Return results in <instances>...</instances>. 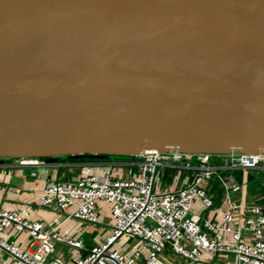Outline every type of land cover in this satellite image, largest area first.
<instances>
[{
    "label": "water",
    "instance_id": "water-1",
    "mask_svg": "<svg viewBox=\"0 0 264 264\" xmlns=\"http://www.w3.org/2000/svg\"><path fill=\"white\" fill-rule=\"evenodd\" d=\"M264 153V0H0V163Z\"/></svg>",
    "mask_w": 264,
    "mask_h": 264
},
{
    "label": "built area",
    "instance_id": "built-area-1",
    "mask_svg": "<svg viewBox=\"0 0 264 264\" xmlns=\"http://www.w3.org/2000/svg\"><path fill=\"white\" fill-rule=\"evenodd\" d=\"M54 165L37 201L0 202V264H264V204L247 197L264 153L146 150ZM42 209L79 227L35 217Z\"/></svg>",
    "mask_w": 264,
    "mask_h": 264
},
{
    "label": "crops",
    "instance_id": "crops-1",
    "mask_svg": "<svg viewBox=\"0 0 264 264\" xmlns=\"http://www.w3.org/2000/svg\"><path fill=\"white\" fill-rule=\"evenodd\" d=\"M56 170V166L51 163L40 166H22L18 163V158H5L0 163V202L9 206L14 202L37 201L49 174L56 175ZM34 172H36L35 175ZM34 216L59 222L60 229L66 232L73 231L80 224L78 220H64V217L55 215L46 209L38 211ZM84 239L88 246L93 242L90 234H85Z\"/></svg>",
    "mask_w": 264,
    "mask_h": 264
},
{
    "label": "rangeland",
    "instance_id": "rangeland-1",
    "mask_svg": "<svg viewBox=\"0 0 264 264\" xmlns=\"http://www.w3.org/2000/svg\"><path fill=\"white\" fill-rule=\"evenodd\" d=\"M248 176H255L257 177L258 181L254 182H250L248 184V196L247 197H252L253 199H264V171L262 170H249L248 172ZM214 184H216V182H213ZM56 252H60V251H67V247H65V245H61L60 243L56 244V248H55ZM66 257H68V254H66Z\"/></svg>",
    "mask_w": 264,
    "mask_h": 264
},
{
    "label": "trees",
    "instance_id": "trees-1",
    "mask_svg": "<svg viewBox=\"0 0 264 264\" xmlns=\"http://www.w3.org/2000/svg\"><path fill=\"white\" fill-rule=\"evenodd\" d=\"M108 158H112V157H107V158H99V159H94V160H103V159H108ZM128 158V157H127ZM76 160H90V159H76ZM92 160V159H91ZM237 175L238 176H240L241 174H240V172H237ZM258 178L257 177H255V176H249V183L250 182H252V181H254V182H256V181H258L257 180ZM260 202H262L263 204H264V199H258Z\"/></svg>",
    "mask_w": 264,
    "mask_h": 264
}]
</instances>
